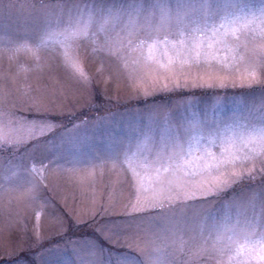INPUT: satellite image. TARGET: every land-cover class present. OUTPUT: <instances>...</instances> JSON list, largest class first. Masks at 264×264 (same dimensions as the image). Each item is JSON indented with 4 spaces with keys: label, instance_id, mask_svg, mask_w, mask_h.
Returning a JSON list of instances; mask_svg holds the SVG:
<instances>
[{
    "label": "rangeland",
    "instance_id": "obj_1",
    "mask_svg": "<svg viewBox=\"0 0 264 264\" xmlns=\"http://www.w3.org/2000/svg\"><path fill=\"white\" fill-rule=\"evenodd\" d=\"M96 2L111 7L124 0ZM251 6L256 11L261 0H251ZM61 8L71 9L72 0H0V76L12 78L0 85L5 93L0 97V264H115L125 252L138 255L129 245H148L162 221L158 210H125L136 200V187L142 197L153 195L156 187L147 165H133L144 177L142 184L133 180L124 163L129 148L134 151L143 134L151 136L152 152L169 135L184 134L188 140L197 121L205 135L227 125L246 131L249 120L260 115L253 105H259L264 90V69L249 70L231 54L228 66L215 65L210 72L186 64L175 75L130 79L133 61L154 65L157 59L166 60L161 51L154 49L149 59L147 48H129L121 53L126 67L108 52L86 54L91 52L89 41L80 38L79 63L87 81L63 63L58 43L37 50L49 69L41 68L45 74L37 79V61L27 49L36 50L46 22ZM32 88L42 89L52 101L45 111L29 102ZM201 145L217 152L220 148L207 140ZM115 157L120 163L113 167ZM73 159L79 163H69ZM262 188L264 177L257 173L256 179L245 177L206 202H187L184 214L189 218L218 222L222 243L230 247L231 260L226 256L225 264H264L258 253L250 255L260 237L244 235L251 218L247 201Z\"/></svg>",
    "mask_w": 264,
    "mask_h": 264
},
{
    "label": "snow or ice",
    "instance_id": "obj_2",
    "mask_svg": "<svg viewBox=\"0 0 264 264\" xmlns=\"http://www.w3.org/2000/svg\"><path fill=\"white\" fill-rule=\"evenodd\" d=\"M173 35L180 39L170 40ZM80 38L89 41L86 49L90 47L91 52L86 51V54L95 56L108 52L123 59L126 67L128 61L121 53L129 48L132 51L147 48L149 59L154 49L161 51L166 60L157 59L154 65L140 59L133 61L135 67L129 73L130 79L142 80L153 73L175 75L186 64L210 72L215 65L228 66L229 54L232 60L238 59L249 70L264 69V0L256 11L251 0H124L111 7L98 5L96 0H72L71 9L61 8L52 13L43 35L38 37L36 50L27 49L26 44L22 46L36 58V78H42L49 71L46 58L38 56L37 50L45 49L49 43H58L62 47L59 56L63 63L87 81L79 63ZM135 40L139 43L133 47ZM41 68L45 72H41ZM11 79L0 76V85ZM164 87L166 89L167 85ZM16 92L18 94L19 89ZM4 94L0 89V97ZM8 95L13 93L9 91ZM259 101V105L253 107L260 115L249 120L246 131L227 125L205 135L197 121L190 126L188 140L184 134H172L152 152L151 136L143 134V140L134 145L135 150L129 148L124 154V163L131 169L133 180L142 184L144 179L133 165L141 169L147 165L155 173L156 187L153 195L142 197L140 188L134 184L136 200L126 204L125 210H158L162 222L153 230L148 245H129L130 252L136 251L138 255L125 252L116 258L115 264H225L230 247L229 242L222 243L224 237L218 231V222L206 221L201 216L189 218L184 209L190 206L187 202H206L208 197L245 177L254 180L257 173L264 177V90L259 92ZM29 102L37 111H45V104L52 103L40 88H32ZM3 103L0 99V108ZM202 140H207L209 146L219 144V151L202 146ZM69 163L76 164L79 160H69ZM117 163H120L119 157L113 159V167ZM257 163L262 165L259 169ZM248 164L252 166L247 167ZM247 209L251 218L246 221L244 235L260 237L251 245L250 255L258 253L257 258L264 261V188L260 195L254 193L249 198ZM228 230L234 231V228ZM213 233H216L214 241Z\"/></svg>",
    "mask_w": 264,
    "mask_h": 264
}]
</instances>
